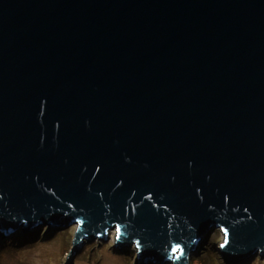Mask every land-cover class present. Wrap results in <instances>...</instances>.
<instances>
[{
  "label": "water",
  "instance_id": "1",
  "mask_svg": "<svg viewBox=\"0 0 264 264\" xmlns=\"http://www.w3.org/2000/svg\"><path fill=\"white\" fill-rule=\"evenodd\" d=\"M67 223L264 254V0H0V240Z\"/></svg>",
  "mask_w": 264,
  "mask_h": 264
},
{
  "label": "rangeland",
  "instance_id": "2",
  "mask_svg": "<svg viewBox=\"0 0 264 264\" xmlns=\"http://www.w3.org/2000/svg\"><path fill=\"white\" fill-rule=\"evenodd\" d=\"M77 224H64L47 234L49 225H39L33 232L21 234V229L6 235L0 240V264H65L76 232ZM45 230V231H44ZM44 231V232H43ZM117 230L109 228L104 239L84 241L67 264H135L137 248L135 244L117 253L114 248ZM224 233L221 228L208 231L203 239L202 247H195L196 254L187 253V264H225L219 253L223 244ZM211 247L205 249V245ZM244 264H264V254L259 251L250 254L247 259L240 260ZM154 264H173V261H158Z\"/></svg>",
  "mask_w": 264,
  "mask_h": 264
},
{
  "label": "snow or ice",
  "instance_id": "3",
  "mask_svg": "<svg viewBox=\"0 0 264 264\" xmlns=\"http://www.w3.org/2000/svg\"><path fill=\"white\" fill-rule=\"evenodd\" d=\"M118 231H119V230H118ZM224 243H225V244L228 243L227 235L225 236V241H224ZM221 247H224V245L222 244ZM171 251H172L173 253H176L177 251H179V247H178V246L173 247V248L171 249Z\"/></svg>",
  "mask_w": 264,
  "mask_h": 264
},
{
  "label": "trees",
  "instance_id": "4",
  "mask_svg": "<svg viewBox=\"0 0 264 264\" xmlns=\"http://www.w3.org/2000/svg\"><path fill=\"white\" fill-rule=\"evenodd\" d=\"M44 231H45V230H44ZM44 231H43V232H44ZM210 247H211V243H210V242H209L208 244L205 245V249H208V248H210Z\"/></svg>",
  "mask_w": 264,
  "mask_h": 264
}]
</instances>
